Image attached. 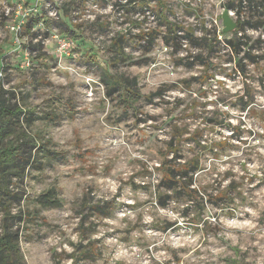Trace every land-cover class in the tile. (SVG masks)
I'll return each instance as SVG.
<instances>
[{
    "label": "rangeland",
    "instance_id": "rangeland-1",
    "mask_svg": "<svg viewBox=\"0 0 264 264\" xmlns=\"http://www.w3.org/2000/svg\"><path fill=\"white\" fill-rule=\"evenodd\" d=\"M242 1L0 0V80L35 111L41 138L42 167L11 207L28 217L25 264H264V17ZM120 34L127 58L115 63ZM194 158L196 199L160 169ZM52 187L63 205L41 208ZM104 201L114 208L100 213Z\"/></svg>",
    "mask_w": 264,
    "mask_h": 264
},
{
    "label": "trees",
    "instance_id": "trees-1",
    "mask_svg": "<svg viewBox=\"0 0 264 264\" xmlns=\"http://www.w3.org/2000/svg\"><path fill=\"white\" fill-rule=\"evenodd\" d=\"M128 1V0H127ZM244 1V0H243ZM242 1V6L245 7ZM129 2L140 3L146 0H129ZM254 7L264 17V0H247L246 8ZM164 8V6H163ZM60 12V11H58ZM160 12H163L161 9ZM65 14L64 16H66ZM258 27L264 26V19L259 21ZM26 27L32 28L29 25ZM239 28L243 29V23L239 24ZM171 30H175V26H170ZM236 33L238 29L235 30ZM144 38L150 41L151 32L144 33ZM125 34H120L112 40L113 61L118 63L120 60H125L127 54L125 53L122 45ZM228 47L232 53L236 55L239 50V43L233 39H228ZM264 42V40H263ZM256 57L255 55H251ZM41 56L33 58V60H41ZM43 58V57H42ZM3 61V51L0 50V64ZM241 66V63H239ZM108 73V72H107ZM110 74V73H108ZM107 74V75H108ZM109 84L120 86L125 90L126 98L134 96L137 93L133 85H127L121 77L114 78L110 75L107 76ZM153 94L147 95L146 98L151 99ZM16 90L6 88L0 80V264H25L24 257L20 249V229L19 224L26 221L28 218L23 211L18 213L12 212V205L20 203L23 200L22 192L14 191V187L22 180L27 174L28 169L34 166L41 168V162L38 159V150L41 147L40 135L31 132L30 126L35 120V111L32 108L21 104ZM127 102V100H125ZM243 109L251 105L250 100L243 101ZM52 119V113H47ZM193 140H196L198 132L193 134ZM41 139V138H40ZM45 147L47 145H44ZM174 152H178L179 148L173 146ZM40 151V150H39ZM54 153H53V152ZM46 147V153H53L55 156L59 155L58 151H54ZM38 161V163H37ZM41 161V160H40ZM199 166L198 158L191 161L177 165H170L165 162L161 163L160 169L163 171L161 182L169 189L178 188V193L181 196L189 198L200 197L199 189L190 187V184L185 182V177L189 170L197 169ZM191 168V169H190ZM226 193H223L219 198H225ZM36 202L41 208H57L63 205V201L59 196V191L52 187L36 198ZM162 205L166 202L161 201ZM203 207L200 210H204ZM100 213H106L114 208L110 201L99 202L94 207ZM17 227V228H16ZM97 252L92 249L86 250L82 256H95Z\"/></svg>",
    "mask_w": 264,
    "mask_h": 264
},
{
    "label": "water",
    "instance_id": "water-1",
    "mask_svg": "<svg viewBox=\"0 0 264 264\" xmlns=\"http://www.w3.org/2000/svg\"><path fill=\"white\" fill-rule=\"evenodd\" d=\"M224 18H225V22H224V24H225L224 32L233 31L236 28L237 23L235 21H233L229 17L228 11L225 12Z\"/></svg>",
    "mask_w": 264,
    "mask_h": 264
}]
</instances>
